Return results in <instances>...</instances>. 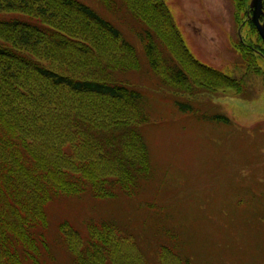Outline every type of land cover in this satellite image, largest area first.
<instances>
[{
    "label": "trees",
    "instance_id": "16d2710c",
    "mask_svg": "<svg viewBox=\"0 0 264 264\" xmlns=\"http://www.w3.org/2000/svg\"><path fill=\"white\" fill-rule=\"evenodd\" d=\"M100 1L101 12L81 0H0V264H41L50 255L55 200L132 198L151 180L145 97L125 83L127 72L141 69L128 33L164 85L191 97L242 92L237 78L194 57L163 0ZM87 230L59 225L74 264L122 261L115 252L128 241L117 220H91Z\"/></svg>",
    "mask_w": 264,
    "mask_h": 264
},
{
    "label": "rangeland",
    "instance_id": "374dc122",
    "mask_svg": "<svg viewBox=\"0 0 264 264\" xmlns=\"http://www.w3.org/2000/svg\"><path fill=\"white\" fill-rule=\"evenodd\" d=\"M81 1L103 10L100 0ZM163 1L194 57L237 78L242 92L209 89L191 97L164 85L128 33L139 42L141 69L127 72L125 83L145 97L149 120L141 131L152 178L132 198L84 194L52 202L50 255L41 264H74L58 233L62 222L86 236L87 224L103 219L117 220L128 241L115 252L122 260L116 264H186L178 255L191 264H264V56L250 54L254 46L264 53V41L250 25L252 0Z\"/></svg>",
    "mask_w": 264,
    "mask_h": 264
},
{
    "label": "water",
    "instance_id": "95a60500",
    "mask_svg": "<svg viewBox=\"0 0 264 264\" xmlns=\"http://www.w3.org/2000/svg\"><path fill=\"white\" fill-rule=\"evenodd\" d=\"M250 8L252 10V22L264 41V0H252Z\"/></svg>",
    "mask_w": 264,
    "mask_h": 264
},
{
    "label": "flooded vegetation",
    "instance_id": "af4514ba",
    "mask_svg": "<svg viewBox=\"0 0 264 264\" xmlns=\"http://www.w3.org/2000/svg\"><path fill=\"white\" fill-rule=\"evenodd\" d=\"M242 1H243V0H239L240 3H242ZM244 1H245V0H244ZM250 1H251V0H250ZM251 13H252V10H249L248 15H250ZM254 52H256L257 54L259 53L260 55L263 54V56H264L263 51H260V52L262 53V54H261V53L259 52V50L256 49V48H254Z\"/></svg>",
    "mask_w": 264,
    "mask_h": 264
}]
</instances>
